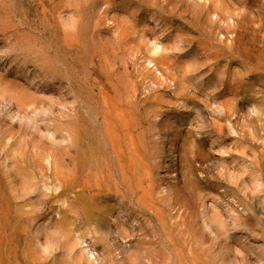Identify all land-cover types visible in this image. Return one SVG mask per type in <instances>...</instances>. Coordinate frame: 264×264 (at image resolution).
<instances>
[{
	"label": "rangeland",
	"instance_id": "rangeland-1",
	"mask_svg": "<svg viewBox=\"0 0 264 264\" xmlns=\"http://www.w3.org/2000/svg\"><path fill=\"white\" fill-rule=\"evenodd\" d=\"M0 264H264V0H0Z\"/></svg>",
	"mask_w": 264,
	"mask_h": 264
}]
</instances>
